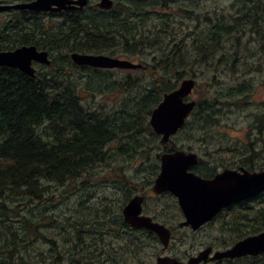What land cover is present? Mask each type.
<instances>
[{"label": "trees", "instance_id": "trees-1", "mask_svg": "<svg viewBox=\"0 0 264 264\" xmlns=\"http://www.w3.org/2000/svg\"><path fill=\"white\" fill-rule=\"evenodd\" d=\"M161 1L128 0L125 7L116 5L111 11L86 10L81 15L64 14L59 22L53 19L47 22L35 13H10L7 15L9 17L5 27L0 25V33L4 31L0 34V51L35 46L52 55L51 65L40 67L34 78L27 77L16 69L0 68V264H128V257L138 259L149 244L146 239L132 233H128L126 238L125 235H120L118 229L106 231L102 225L106 218L105 212L94 211L89 219H81L75 215L78 217V224L72 226L74 246L68 251L65 261H62V255L55 248V243L43 230L47 228L45 222L50 218L47 215L49 209L58 203L59 198L67 200L65 194L58 195L48 191L49 183L63 187L69 183L70 187L75 188L78 184L82 187L88 184L94 175L93 171L110 162L107 148L118 142L117 140L121 143L137 126L134 125L136 119L148 118L162 95L187 78V73L191 74V65L205 61L200 51L195 50L194 43L188 45L185 38L177 37L168 50L161 51L165 35L175 31L174 25L171 28L167 21L172 13H164L174 0ZM184 14L190 16L192 13L188 10ZM259 19L260 17L254 18V24H260ZM255 29L259 31L257 27ZM17 33L21 35L18 36ZM195 44L208 50L204 44ZM193 48L196 53H190ZM148 49L162 53L152 60L151 65L141 62L143 68L137 72L147 74L151 78L149 80L152 86L146 96L136 98L137 101L140 100L135 104L130 100L125 101L124 97L127 95L124 88L133 86L118 81V89L107 92V89L97 84V79L110 80L109 76L106 78L109 73L76 67L69 59L72 52H119L127 57H134L142 55ZM124 80L136 82L130 76ZM113 93L123 96L121 109L126 110L120 113L122 115L118 112L111 114L103 105L95 104L99 96L105 98ZM205 101L206 105L203 107L204 101L197 100L193 123L200 120L199 123L202 124V117L206 119L210 111L217 108L218 104L213 100ZM239 103L238 101L235 105L238 107ZM124 118L130 121L122 126L121 121ZM208 121L213 120L207 118ZM188 125L190 122L181 132H186ZM138 130L141 132L137 133L142 136L146 132L154 136L149 124H146L144 130L141 126ZM199 130L203 133V129ZM197 138L204 140L205 136L200 134ZM121 145L129 146L126 143ZM121 156L128 155L123 153ZM137 156L146 158L144 153ZM90 199L86 198L87 205H92ZM243 205L236 206L223 215L222 227H233H230L233 231L232 244L245 236L264 231V193L252 205ZM103 215V218H98ZM39 216L43 218L40 219ZM113 223L115 225V221ZM118 239H121L120 245L112 246ZM34 241L47 244L49 250H42L34 245ZM238 263L264 264V255L216 264Z\"/></svg>", "mask_w": 264, "mask_h": 264}, {"label": "rangeland", "instance_id": "rangeland-1", "mask_svg": "<svg viewBox=\"0 0 264 264\" xmlns=\"http://www.w3.org/2000/svg\"><path fill=\"white\" fill-rule=\"evenodd\" d=\"M90 1L91 4L95 3V0ZM188 10L192 13L190 16L184 14V12L188 13ZM170 12L172 14H169ZM164 13L170 15L167 21L171 24V28L174 25L175 31L165 35L161 51L168 50L177 37L185 38L187 44L194 43L195 50L198 49L202 59L205 58L202 64L189 65L192 72L187 73L186 77L195 76L198 86L193 97L196 100L202 99L203 107L206 105V99L213 100L219 105L213 109L214 111H210L211 115L208 114L207 118L213 121L207 122V118L202 117V124L199 123L200 120L193 123L194 118L191 117L186 132L175 135L170 145L163 148L159 138L154 134L151 136L145 131L146 135L137 136L136 132L140 126L145 129L149 116L136 119L135 130L129 132L132 136L126 135L121 143L115 142L107 148L110 162L93 171L94 175L91 176L88 184L82 187L83 190L69 194L66 196L67 200L59 198L58 203L47 212L50 218L45 222L47 228L43 232L55 243V248L62 255V261H65V256L74 246L72 226L78 224L76 218L89 219L90 214L96 211L106 212V217L111 220V217L121 213L120 205L129 192L128 185L123 183L124 177L135 185L133 193L147 196L145 214L156 218L173 230L170 249L164 253L161 246L156 244L155 238L142 232L137 233L136 236L146 239L149 244L138 259L128 257V264H155L156 257L163 254H176L185 261L187 255H196L208 246L214 251H221L231 246L233 231L230 227L232 226L222 227V217L205 225L197 233H192L189 228H177L183 217L180 216L175 199L167 194L151 193L150 182L159 164L156 158L159 151L173 148L196 153L200 159L198 169L201 172L196 169L195 172L202 176L203 173H210L213 176L224 168L235 169L242 164L248 170L264 167V0H174ZM259 17L260 24H254L253 19ZM7 20L6 13H0V25H5ZM256 27L259 31L255 29ZM195 42L206 45L209 51L204 47L195 46ZM194 48L190 53H196ZM161 53L148 49L142 55L132 58L119 52L106 53V55L151 65L152 60L158 58ZM105 72L109 73L106 78L109 76L111 81L105 78L97 79V84L107 89V92L116 91L118 81L133 86L124 88L127 94L124 96L125 101L130 100L132 104L140 100L137 101L136 98L146 96L152 86L149 80L151 78L142 72L118 70ZM129 76L136 82L124 80ZM113 84L115 85L109 87ZM238 101L240 103L237 107L235 103ZM122 102L123 96H116L113 93L105 98L99 96L95 104L103 105L111 114L118 112L121 115L120 113L124 112L121 109ZM123 120L122 123H129L126 118ZM199 129H203V133ZM200 134H204V140L197 138ZM126 138H130L131 141ZM122 142H127L129 146H122ZM123 153H127L128 156H121ZM140 153L146 154V158L138 157ZM74 189L76 188H64L55 183L48 185V191L58 195H64L66 191ZM95 196H99L100 205H87L86 198ZM119 242L121 241L118 240L116 244L120 245ZM35 244L44 251L49 250V246L41 241H34Z\"/></svg>", "mask_w": 264, "mask_h": 264}, {"label": "water", "instance_id": "water-1", "mask_svg": "<svg viewBox=\"0 0 264 264\" xmlns=\"http://www.w3.org/2000/svg\"><path fill=\"white\" fill-rule=\"evenodd\" d=\"M76 4L79 9L86 5L85 0L76 2L70 0H35L30 4H19L13 6L0 5V11L31 10L35 12L49 11L60 12L61 10H73L70 7ZM55 6L56 8H52ZM112 6L111 0H101L98 7L109 10ZM71 59L77 66H88L95 69H121L134 70L140 68L127 60H119L102 55L77 54L71 55ZM32 62L49 65L48 53L38 51L34 46H24L9 52H0V67L17 69L24 75L34 78L35 70ZM194 87L192 79H184L180 86L170 93L164 94L162 101L151 113L149 124L156 135L161 136V143L167 145L169 138L177 134L184 126L186 119L192 112L195 102L184 100L191 94ZM161 172L154 183L153 191L156 193L170 191L179 200L180 208L186 218L183 226L190 225L194 230L206 221L210 220L222 207L232 202L248 199L264 191V171L249 173L243 171L224 170L212 180H203L187 170L198 163L197 156L193 153L175 151L163 153L160 156ZM141 197H134L125 206L123 215L125 220L136 228H145L154 232L160 242L167 246L169 231L164 226L152 223L149 218L139 217L141 210ZM211 250L208 248L200 252L197 257L189 259L187 264H199L206 262ZM264 253V232L258 236L249 237L231 249L217 252L210 261L235 259L244 256H258ZM157 264H181L170 258H157Z\"/></svg>", "mask_w": 264, "mask_h": 264}, {"label": "bare ground", "instance_id": "bare-ground-1", "mask_svg": "<svg viewBox=\"0 0 264 264\" xmlns=\"http://www.w3.org/2000/svg\"><path fill=\"white\" fill-rule=\"evenodd\" d=\"M159 1H160V0H159ZM144 2H145V1H144ZM2 6H8V4H2ZM7 11H8V10H3V11H0V13H6V14H7ZM19 13H20V12H19ZM19 13H18V14H19ZM20 15H21V14H20ZM20 15H19V16H20ZM13 16H15V18H16V15H13ZM13 16H12V17L10 16V17L13 19V18H14ZM19 16H18V17H19ZM8 17H9V16H8ZM20 17H21V16H20ZM26 18H27V17H26ZM134 18H135V17H134ZM164 19H165V18H164ZM16 20H17V19H16ZM16 20H15V21H16ZM19 20H20V19H19ZM13 21H14V20H13ZM20 21H21V20H20ZM20 21H19V22H20ZM138 21H139V20H138ZM17 22H18V21H17ZM7 23H8V22H7ZM9 23H10V22H9ZM21 23H22V21H21ZM23 23H24V22H23ZM25 24H26V22H25ZM27 24H28V23H27ZM5 25H6V24H5ZM11 25L14 26L13 24H11ZM19 25H20V24H19ZM21 25H22V24H21ZM3 26H4V25H3ZM22 26H23V25H22ZM22 26H19V27H22ZM25 26H26V25H25ZM4 27H5V26H4ZM4 27H3V28H4ZM16 27H17V26H16ZM26 27H27V26H26ZM26 27H23V28H26ZM133 27H134V26H133ZM9 28H10V25H9ZM9 28L7 27V29H9ZM17 28H18V27H17ZM13 29H14V28H11L12 31H13ZM29 29H30V28H29ZM14 30H15V29H14ZM15 31H16V30H15ZM17 31H18V30H17ZM22 31H23V30H22ZM22 31H21V33H22ZM3 32H4V31H3ZM3 32H1V33H3ZM27 32H28V30H27ZM34 32H35V31H34ZM126 32H127V31H126ZM1 33H0V34H1ZM5 33H6V32H5ZM11 34H12V33H11ZM14 34H16V33H14ZM17 34H18V33H17ZM19 34H20V33H19ZM19 34H18V36H19ZM22 34H23V33H22ZM42 34H43V33H42ZM20 35H21V34H20ZM30 35H31V34H30ZM37 35H38V34H37ZM37 35H36V36H37ZM40 35H41V34H40ZM40 35H39V36H40ZM6 36H7V35H6ZM22 36H23V35H22ZM27 36H28V34H27ZM42 36H43V35H42ZM7 37H8V36H7ZM10 37H12V36H10ZM32 37H33V36H32ZM34 37H35V36H34ZM44 37H45V36H44ZM24 38H25V37H24ZM27 38H28V37H27ZM3 39H4V37H3ZM3 39H2V40H3ZM8 39L10 40V38H8ZM14 41H15V40H14ZM0 43H1V41H0ZM3 44H4V43H3ZM57 60H58V59H57ZM58 63H59V62H58ZM171 63H172V62H171ZM171 63H170V64H171ZM68 64H69V63H68ZM63 66H64V65H63ZM70 66H71V65H70ZM68 68H69V67H67V69H68ZM71 68H73V67L71 66ZM65 70H66V69H65ZM68 71H69V70H68ZM61 72H63V71H61ZM71 72H72V71H71ZM44 74H45V73H44ZM44 74L42 73V75H44ZM36 75H37V73H36ZM64 75L66 76V74H64ZM67 75H68V74H67ZM27 77H28V76H27ZM41 77H42V76H41ZM51 77H52V76H51ZM60 77H61V76H60ZM60 77H58V78L60 79ZM38 78H39V77H38ZM43 80H44V79H43ZM55 80H56V79H55ZM56 81H58V80H56ZM65 81L68 83L67 80H65ZM59 82H60V81H59ZM91 83H93V82H91ZM68 85H69V84H68ZM84 85H85V84H84ZM69 86H70V85H69ZM249 86H250V84H249ZM72 88H73V87H72ZM108 89H109V88H108ZM110 91H112V90H110ZM240 91H241V90H240ZM232 95H233V94H232ZM41 97H42V96H41ZM218 102H219V101H218ZM130 104H131V103H130ZM214 104H215V103H214ZM18 106H19V104H18ZM22 106H23V105H22ZM216 106H219V105H216ZM247 106H248V105H247ZM81 108H82V107H81ZM124 108H125V107H124ZM16 109H17V108H16ZM75 110H76V109H75ZM125 110H126V109H125ZM125 110H124V111H125ZM14 111H15V110H14ZM86 111H87V110H86ZM86 111H85V112H86ZM74 112H75V111H74ZM74 112H73V113H74ZM87 112H88V111H87ZM148 112H149V111H148ZM88 113H89V112H88ZM121 113H122V112H121ZM126 113H127V112H126ZM130 113H131V112H130ZM89 114H90V113H89ZM127 114L129 115V113H127ZM121 115H122V114H121ZM125 115H126V114H125ZM133 115H134V112H133ZM8 116H9V115H8ZM22 116H23V115H22ZM107 116H108V114L106 115V117H107ZM19 117H20V116H19ZM94 117H96V115H95ZM104 117H105V116H104ZM75 118H76V117H75ZM75 118H74V120H75ZM80 118H81V117H80ZM85 118H86V117H85ZM118 118H119V117H118ZM127 118H128V117H127ZM127 118H126V120L128 121L129 118H128V119H127ZM98 119H99V117H98ZM115 119H116V118H115ZM0 120H1V119H0ZM84 120H85V119H84ZM117 120H118V119H117ZM1 121H2V120H1ZM75 121H76V120H75ZM123 121H124V120H123ZM129 121H130V120H129ZM127 123H128V122H127ZM21 124H22V123H21ZM124 124H125V123L123 122L122 126H123ZM114 125H115V124H114ZM125 125H127V124H125ZM128 125H129V124H128ZM80 127H81V126H80ZM119 127H121V126H119ZM34 128H35V127H34ZM36 128H37V127H36ZM38 128H39V127H38ZM38 128H37V129H38ZM78 128H79V127H78ZM121 128H122V127H121ZM121 128H120V131H121ZM7 129H8V128H7ZM11 129H12V128H11ZM122 129H123V128H122ZM129 129H131V128H129ZM137 129H138V128H136V130H137ZM139 129H140V127H139ZM72 130H73V129H72ZM78 130H79V129H78ZM131 130H132V129H131ZM134 130H135V128H134ZM134 130H133V131H134ZM0 131H1V129H0ZM118 131H119V130H118ZM123 131H124V129H123ZM126 131H127V130H126ZM126 131H125V133H126ZM138 131H140V130H137V132H138ZM128 132H129V131H128ZM130 132H131V131H130ZM137 132H136V133H137ZM140 132H141V131H140ZM5 133H6V131H5ZM5 133H4V134H5ZM123 133H124V132H123ZM125 133H124V134H125ZM23 134H24V133H23ZM72 134H73V133H72ZM93 134H94V133H93ZM120 134H121V133H120ZM134 134H135V133H134ZM67 135H68V134H67ZM125 135H126V134H125ZM125 135H122V136H125ZM129 135H130V134H128V136H129ZM138 135H141V134H137V136H138ZM131 136H132V135H131ZM12 137H13V136H12ZM26 137H27V136H26ZM89 138H90V137H89ZM120 138L122 139V137H120ZM134 138H135V137H134ZM140 138H141V137H140ZM18 139H19V138H18ZM126 139H128V138H126ZM131 139H132V138H131ZM128 140H130V138H129ZM134 140H135V139H134ZM134 140H133V141H134ZM136 140H137V138H136ZM138 140H139V139H138ZM10 141H12V140H10ZM39 141H40V140H39ZM44 141H45V140H44ZM117 141H119V140H117ZM126 141H127V140H126ZM130 141H131V140H130ZM37 142H38V141H37ZM142 142H143V141H142ZM6 143H7V142H6ZM122 143H123V142H122ZM129 143H131V142H129ZM139 143H141V142L139 141ZM124 144H125V143H124ZM126 145H127V142H126ZM141 145H142V143H141ZM143 145H144V144H143ZM31 146H32V145H31ZM26 147H27V146H26ZM29 147H30V146H29ZM119 147H120V146H119ZM248 147H249V146H248ZM44 150H45V149H44ZM18 151H19V150H18ZM13 153H14V152H13ZM119 153H120V152H119ZM214 153H215V152H214ZM21 156H22V155H21ZM35 156H36V155H35ZM35 156H34V157H35ZM36 158H37V157H36ZM68 184H69V183H68ZM83 186H84V185H83ZM85 186H86V185H85ZM125 186H126V185H125ZM83 188H84V187H83ZM88 188H89V187H88ZM79 191H80V190H79ZM80 196H81V195H80ZM83 198H85V197H83ZM80 202H82V201H80ZM78 206H79V205H78ZM83 209H84V207H83ZM79 210H80V209H79ZM74 212H75V211H74ZM82 212H83V211H82ZM79 213H80V212H79ZM39 214H40V213H39ZM40 215H41V214H40ZM47 215H48V214H47ZM80 216H81V215H80ZM39 217H40V216H39ZM39 217H38V219H39ZM44 217H45V215H44ZM261 217H262V216H261ZM41 218H43V216H41L40 219H41ZM255 219H256V218H255ZM37 221H38V220H37ZM39 221H40V220H39ZM39 221H38V222H39ZM41 221H43V220H41ZM262 221H263V220H262ZM64 223H65V222H64ZM28 224H29V223H28ZM37 224H38V223H37ZM39 224H41V223H39ZM87 224H88V223H87ZM33 225H34V223H33ZM35 225H36V224H35ZM35 227H36V226H35ZM232 228H233V227H232ZM96 229H97V228H96ZM220 230H221V229H220ZM84 234H85V233H84ZM15 239H16V238H15ZM0 240H1V239H0ZM11 240H12V239H11ZM108 241H109V240H108ZM3 242H4V241H3ZM90 243H91V242H90ZM8 244H9V243H8ZM125 248H126V247H125ZM128 251H129V250H128ZM121 259H122V258H121ZM105 260H106V259H105ZM118 260H119V259H118ZM67 262H68V261H67ZM109 262H110V261H109ZM235 262H236V261H235ZM68 264H69V263H68Z\"/></svg>", "mask_w": 264, "mask_h": 264}, {"label": "flooded vegetation", "instance_id": "flooded-vegetation-1", "mask_svg": "<svg viewBox=\"0 0 264 264\" xmlns=\"http://www.w3.org/2000/svg\"><path fill=\"white\" fill-rule=\"evenodd\" d=\"M5 1H8V0H5ZM3 4H8L7 2H4ZM147 198V197H146ZM146 198L144 197V201H143V204H142V213H141V215H147V214H145V210L144 209H146V205H147V200H146ZM148 199V198H147ZM148 216V215H147ZM149 217H151V216H149Z\"/></svg>", "mask_w": 264, "mask_h": 264}]
</instances>
